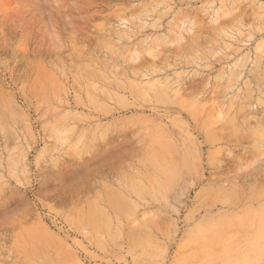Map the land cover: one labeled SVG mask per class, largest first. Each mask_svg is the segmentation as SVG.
I'll use <instances>...</instances> for the list:
<instances>
[{
  "label": "rangeland",
  "instance_id": "obj_1",
  "mask_svg": "<svg viewBox=\"0 0 264 264\" xmlns=\"http://www.w3.org/2000/svg\"><path fill=\"white\" fill-rule=\"evenodd\" d=\"M0 264H264V0H0Z\"/></svg>",
  "mask_w": 264,
  "mask_h": 264
},
{
  "label": "bare ground",
  "instance_id": "obj_2",
  "mask_svg": "<svg viewBox=\"0 0 264 264\" xmlns=\"http://www.w3.org/2000/svg\"><path fill=\"white\" fill-rule=\"evenodd\" d=\"M259 70V69H258ZM105 78V77H104ZM106 80V79H105ZM91 92V91H90ZM94 92V91H93ZM92 95H93V93H91ZM95 94V93H94ZM95 96V95H94ZM93 97V96H92ZM94 99V98H93ZM251 102H252V100H251ZM193 105V104H192ZM197 106V105H196ZM195 107V106H194ZM195 109V108H194ZM198 110V109H197ZM224 121V120H223ZM262 172V171H261ZM130 211V210H129ZM130 212H132V211H130ZM141 230V229H140ZM146 235V234H145Z\"/></svg>",
  "mask_w": 264,
  "mask_h": 264
}]
</instances>
